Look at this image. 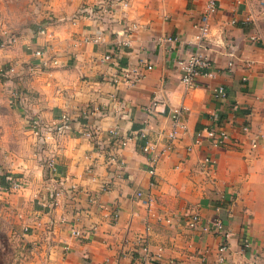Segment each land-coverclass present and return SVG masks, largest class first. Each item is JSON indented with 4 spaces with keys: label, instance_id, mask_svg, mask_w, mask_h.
I'll return each instance as SVG.
<instances>
[{
    "label": "crops",
    "instance_id": "crops-1",
    "mask_svg": "<svg viewBox=\"0 0 264 264\" xmlns=\"http://www.w3.org/2000/svg\"><path fill=\"white\" fill-rule=\"evenodd\" d=\"M128 1L100 24L78 14L97 0H0V52L6 50L8 65L14 66L11 106L21 119L28 117L30 155L39 163L37 172H25L23 188L0 194V224L10 240L21 246L13 232L27 225V247L39 246L38 254L15 264H102L105 259L133 264L140 239L154 255L149 264H263L255 257L264 248V9L258 0H218L203 49L217 72L186 87L176 61L197 49L193 23L204 0ZM100 30V41L85 38ZM168 35L178 40L163 41ZM253 35L260 39L252 40ZM125 39L130 44L124 45ZM107 53L117 61L104 60ZM145 63L151 69L145 70ZM132 67L144 72L135 83L128 80L132 73L124 72ZM217 85L226 97L213 94ZM180 106L186 109V132L151 175L144 144L162 147L171 128L170 110ZM86 108L92 112L88 119L82 117ZM61 114L71 122L58 133L52 125ZM34 116L43 123L37 133L28 125ZM81 122L97 124L96 136L104 143L114 127L131 135L117 153L120 169L98 153L103 143L81 134ZM245 123L249 133L241 128ZM205 128L224 129L231 139L222 146L192 145L193 133ZM251 134L258 135L255 147ZM205 157L214 163H204ZM47 159L54 162L52 174ZM107 182L110 189L101 190ZM71 184L77 191L68 192ZM55 189L62 194L52 207ZM116 208L119 216L113 219ZM193 212L202 222L217 217L226 225L224 261L217 260L219 235L188 227ZM72 215L77 226L94 229L87 239L70 234ZM242 238L250 240L249 248H241Z\"/></svg>",
    "mask_w": 264,
    "mask_h": 264
},
{
    "label": "built area",
    "instance_id": "built-area-1",
    "mask_svg": "<svg viewBox=\"0 0 264 264\" xmlns=\"http://www.w3.org/2000/svg\"><path fill=\"white\" fill-rule=\"evenodd\" d=\"M261 7L264 9V0H258ZM129 3L128 0H97V2L93 3L92 5H85L81 6L78 9V14L81 16H85L90 18L92 21L98 22V23H107L108 21L113 19L114 15V7L118 4L122 6H126ZM218 9V0H204V6L201 11L200 16L198 19L193 23V27L195 28V34H194V45H196V50H193L189 52L188 55H185L183 57H179L176 61L177 68L179 70V79L180 81L186 86V87H195L198 82V77L200 76H206V77H213L214 74L217 72V70L214 68L211 59L203 52L204 49V43L207 40V37L210 32V19L211 16L217 11ZM45 31V27H42L39 29V32L43 33ZM124 33V31H123ZM102 31H98L96 35L94 36H88L85 37L88 40L98 42L102 39ZM252 40L260 39V37L253 35L250 37ZM163 41L171 43L178 40V37L176 35H168L164 36L162 38ZM124 45L130 44V41L128 39H125L123 42ZM36 55H42L41 50L35 51ZM116 56V55H115ZM114 54H105L103 56V59L106 61H111L115 63L117 61ZM141 62H144L143 60ZM145 70L151 69V64L145 63L143 64ZM233 63L232 61L228 63V68L231 69ZM14 71V66L10 65L8 68H2L0 67V82L3 77L9 78L10 74ZM126 74L132 73V75L128 78L130 83L137 82L143 75L144 72L139 67H132L130 69L126 68L124 71ZM213 94L217 97H226L227 91L222 85H217L213 89ZM156 105V99L151 100V103L149 105V109L153 110ZM236 105H234L235 107ZM185 107H174L170 110V119H171V128L167 132L166 142L162 145L160 149H155V143L146 142L144 144V151L148 153V171L151 175L155 174V167L157 162L159 161L160 157L168 151L174 140H176L180 135L181 132H186V126L185 122L182 118L183 113L185 112ZM90 113L89 108L84 109L82 113V117L88 119ZM70 118L67 114H61L60 118L57 123H54L52 125V129L55 130L58 133H61L65 128H67L70 125ZM80 123V122H79ZM30 128L37 133L38 130H41V127L43 126V123L41 119L38 116L30 117L29 118V124ZM97 124L90 125L87 122H81V134L86 137L87 139L91 140L93 143L102 144L104 148L99 147L96 148L98 153L100 154H106V162L109 165H115L116 169H120L122 167V161L118 158V151L121 147L125 146L130 139L132 138L130 134L123 135L120 133L119 129L117 127L109 129L110 137L108 138V141L104 143L103 141L99 140L97 138V130H98ZM242 130L246 133L250 132V127L247 123L242 125ZM139 137H141V133L138 134ZM231 137L229 133L224 129H217V128H205L201 130H196L193 133V140L192 145H202L207 144L209 146H222L224 145L228 140H230ZM40 143L41 140L39 141ZM258 142V135L254 134L252 136L251 134V146L255 147ZM101 146V145H100ZM106 148V149H105ZM191 146H187V149H190ZM47 169L52 174V171L54 172L55 166L53 160L47 159ZM204 163L207 164H213L214 161L210 157H205ZM93 164L89 165L87 167V171L91 172L93 171ZM214 166H210L209 171L213 170ZM112 177L114 176L113 173H111ZM23 183L21 180L16 179L13 174L7 173L5 170H3V167L0 164V194L3 192L8 191H15L20 188H22ZM77 185L71 184L70 188L68 189L69 193H73L74 191H77ZM110 189L109 182L104 183L101 187V190H108ZM62 194L61 189H55L53 193L51 194V202L50 205L54 207L58 204V198ZM136 198H140L142 195L141 190H137L134 193ZM89 200L91 202H95V197L90 196ZM150 203V199H149ZM78 214V213H76ZM19 218L20 214L17 215ZM111 216L113 219H116L119 216V210L116 208L112 213ZM71 222L73 223L70 225V234L75 237L76 239L82 241L84 239H87L89 237V234L94 229H84L79 226H77L78 217L77 215H72ZM187 225L190 228L198 229L202 232H212L214 234H217L221 237V244L217 248V260L218 261H224L225 256L224 252L228 248L227 245V238L229 235V231L224 224V222L220 218H213L208 222H202L200 219V216L197 212H193L190 214L189 218L187 219ZM21 230L14 231L13 237L18 241V243L21 244L20 251H17V258H14L15 261L13 264L17 262L21 263L22 261H26L29 256L38 254V245H31L27 247V243L25 242V235L28 233V226L22 225ZM49 229V228H48ZM47 229V230H48ZM14 230V228L12 229ZM251 245V242L247 238L241 239V248L247 249ZM139 249L140 252L136 257H134V263L133 264H149L154 258L153 253L149 252L148 244L145 243L142 239L139 241ZM28 253V255L26 254ZM256 259H261L264 264V248L258 253V255L255 257ZM38 264H48L46 260H40ZM102 264H120L118 259L110 260L105 259Z\"/></svg>",
    "mask_w": 264,
    "mask_h": 264
},
{
    "label": "rangeland",
    "instance_id": "rangeland-1",
    "mask_svg": "<svg viewBox=\"0 0 264 264\" xmlns=\"http://www.w3.org/2000/svg\"><path fill=\"white\" fill-rule=\"evenodd\" d=\"M5 53L6 50L0 52V67L2 68L9 67ZM14 83V81L5 77L0 82V164L3 170H12L6 172L13 174L16 179L24 183L25 172H37L36 166H39L37 165L39 163L36 160L37 157L30 155L33 138L29 137L30 134L25 125V119H28V117L21 119L20 115L11 106L10 97L13 95L11 91H13ZM13 159L16 162H14L13 168H9L8 164L13 163ZM24 185L25 183L22 188ZM17 247H20V245L10 240L4 226L0 224V264H13Z\"/></svg>",
    "mask_w": 264,
    "mask_h": 264
}]
</instances>
